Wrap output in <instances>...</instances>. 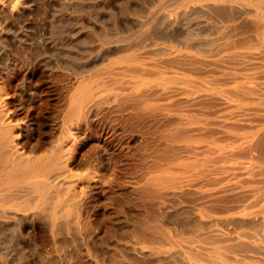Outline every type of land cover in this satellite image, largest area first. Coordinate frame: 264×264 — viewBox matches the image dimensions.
<instances>
[{"label":"rangeland","instance_id":"rangeland-1","mask_svg":"<svg viewBox=\"0 0 264 264\" xmlns=\"http://www.w3.org/2000/svg\"><path fill=\"white\" fill-rule=\"evenodd\" d=\"M83 9L62 1L26 16L28 50L39 53L45 70L30 77L27 93L19 60L0 71L15 115L36 127L40 95L43 110L56 116L46 163L62 156L56 189L75 215L63 235L49 225L44 235L33 229V236L17 237L13 224H4L0 264H38L44 255L53 264H193L199 256L208 264H264V83L237 87L230 70L215 65L201 82L152 78L120 60L131 50L106 58L114 44H102L105 32L137 17L118 0ZM176 15L179 25L212 23ZM80 68L89 69L78 74ZM185 222L193 229L182 231Z\"/></svg>","mask_w":264,"mask_h":264},{"label":"bare ground","instance_id":"bare-ground-1","mask_svg":"<svg viewBox=\"0 0 264 264\" xmlns=\"http://www.w3.org/2000/svg\"><path fill=\"white\" fill-rule=\"evenodd\" d=\"M62 1H66L80 11L83 9V5L92 1L109 2L111 0H0V71L10 62L19 60L21 63L18 74L20 89L24 94L30 90V77H41L45 72L39 59V53L35 49L28 50L32 43L28 42V38L23 32L27 28L26 20L31 18L26 16L33 11L48 12ZM118 1L122 2L123 10L127 14H133L137 18L135 22H126L117 26L114 33L105 32L103 34V45L114 44L107 52L106 58L121 50H131L128 54L122 55L120 60L137 64L143 73L153 75L152 78L156 79L184 77L183 79H194L201 82L205 80L204 73L210 71L211 66L215 65V67L229 69L231 82L237 87H241L245 83H264V0H204L203 3L202 0ZM198 1L199 3H196ZM188 2L193 3L187 7ZM148 5L153 6V9ZM176 12L185 18L187 16L192 18L205 16L210 21L212 20V23L199 26L184 22L179 25L178 15L172 16ZM14 27L16 30L12 31ZM18 45L19 47H17ZM158 55L165 57L157 58ZM146 57H150L153 61H147ZM88 69L80 68L78 74H82ZM77 93L75 91L72 98L75 99ZM118 94L113 98H118ZM8 97L9 93L0 89V230L4 224L11 222L13 236L30 237L33 236V229L40 230L44 235L50 225L55 230V234L63 235L70 229V221L74 215L73 208L66 210L69 204L66 193L60 191L61 189H56L61 178L60 170L65 168L66 164L59 163L58 159H62L59 158L62 156L58 155L54 157L51 155L53 158L49 164L46 161V148L56 116L53 117L51 112L43 110V100L39 95L35 102L39 111L33 119V123L36 124L34 127L29 121L30 119L14 114L8 105L10 104L7 102ZM100 124L97 123L96 126L99 128ZM45 215L50 217L49 220ZM181 226L182 231L193 229L190 223ZM44 257L45 255L40 257L38 264H53L51 260H47L48 257L47 259ZM138 261L136 264L168 263L163 259L157 262ZM215 261H211L210 264H215ZM177 264L186 263L181 260ZM193 264H208V262L199 256L196 257Z\"/></svg>","mask_w":264,"mask_h":264}]
</instances>
